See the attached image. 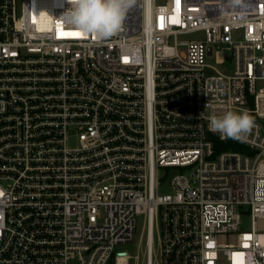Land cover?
Here are the masks:
<instances>
[{"label": "built area", "instance_id": "obj_1", "mask_svg": "<svg viewBox=\"0 0 264 264\" xmlns=\"http://www.w3.org/2000/svg\"><path fill=\"white\" fill-rule=\"evenodd\" d=\"M69 3L0 0V264H264V0H138L103 40Z\"/></svg>", "mask_w": 264, "mask_h": 264}, {"label": "clouds", "instance_id": "obj_2", "mask_svg": "<svg viewBox=\"0 0 264 264\" xmlns=\"http://www.w3.org/2000/svg\"><path fill=\"white\" fill-rule=\"evenodd\" d=\"M68 2V0H67ZM138 0H71L64 16L85 36L97 39L111 38L123 29L128 11ZM244 4V0H227L230 11ZM254 126L253 117L247 112L227 111L221 116L208 117L210 132L218 133L221 139L242 140Z\"/></svg>", "mask_w": 264, "mask_h": 264}, {"label": "rangeland", "instance_id": "obj_3", "mask_svg": "<svg viewBox=\"0 0 264 264\" xmlns=\"http://www.w3.org/2000/svg\"><path fill=\"white\" fill-rule=\"evenodd\" d=\"M196 37V35H187L184 36L183 39H194ZM143 231V220L142 218L138 219L137 222V232L133 238V241L131 244H126V245H119L117 246V250H123V251H128V253L130 255H139L140 258L142 257V249L143 246L141 247L139 239H140V235L141 232ZM131 264H136L135 261H132Z\"/></svg>", "mask_w": 264, "mask_h": 264}]
</instances>
